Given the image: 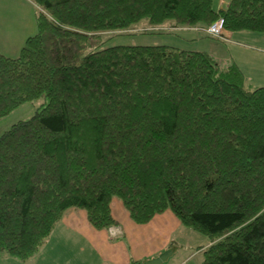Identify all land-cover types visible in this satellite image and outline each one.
<instances>
[{
    "label": "trees",
    "instance_id": "1",
    "mask_svg": "<svg viewBox=\"0 0 264 264\" xmlns=\"http://www.w3.org/2000/svg\"><path fill=\"white\" fill-rule=\"evenodd\" d=\"M214 1L36 0L37 33L0 51V118L45 98L0 133V252L30 258L71 207L116 225L117 197L208 237L201 264H264V86L206 51L93 42L142 21L264 31V0Z\"/></svg>",
    "mask_w": 264,
    "mask_h": 264
},
{
    "label": "rangeland",
    "instance_id": "2",
    "mask_svg": "<svg viewBox=\"0 0 264 264\" xmlns=\"http://www.w3.org/2000/svg\"><path fill=\"white\" fill-rule=\"evenodd\" d=\"M221 1L222 0H215L214 4L217 7H221ZM40 12L41 9L36 4V0H0V17L7 16L10 18L12 22L10 33L13 38V40H2V42H0V50H3L10 55H18L26 39L37 33V17ZM146 24L147 21H142L140 24L136 25L137 27L135 28H129L122 31L103 32L100 35L93 37V42L102 43L104 41L107 45L118 43L169 44L185 48H189L188 45L194 42L189 41L188 39L183 40L180 29L176 30L177 32L165 31L166 29L164 31L156 32L157 29ZM239 32L261 36L260 38L262 42L257 40L256 42H253L251 46L256 48V50H264V31L254 32L240 30ZM201 44V42L198 43L199 47ZM254 61L257 66L262 65L260 59L257 60L254 58ZM44 101L45 98L41 97L38 101L24 103L7 116L0 118V133L14 122L20 119L30 118L38 109L45 105L43 104ZM112 204L116 213H118L117 215H120L123 209L126 212L128 210L123 202L117 197L113 199ZM163 212L164 214L155 221V224L157 225H155V227L153 226V230L160 232L164 237L169 236L172 232L173 241L171 242V246L166 249L175 250L164 264H201L203 260L202 246L208 241V237L195 231L191 227L180 223V219L171 208H167ZM167 214H172L175 219L173 217L170 219L169 215L166 218ZM177 222L180 223V227L177 226ZM161 239V237L155 238V242L152 243V245H156L159 248L161 245L165 244L166 242H163ZM81 240L82 239L78 242L81 243ZM86 242L88 243V246L85 247V249H81V244L79 245V248L74 249V257H76V261H79L78 264H85L84 262H80L82 260L86 261L85 259L88 261L87 264H106L104 261L108 262V264H123L124 257L127 254L131 255L133 259H138L140 253L143 254L147 251L143 244L140 246L136 242L124 243L125 240L123 237H115L114 239L108 238L107 242L99 241L101 243L99 246L101 249L94 248L92 244L89 245V239H87ZM123 244H125V246H122ZM177 247H179V250H177ZM145 259H142L141 262Z\"/></svg>",
    "mask_w": 264,
    "mask_h": 264
},
{
    "label": "crops",
    "instance_id": "3",
    "mask_svg": "<svg viewBox=\"0 0 264 264\" xmlns=\"http://www.w3.org/2000/svg\"><path fill=\"white\" fill-rule=\"evenodd\" d=\"M224 1L226 2L224 6L221 4V7H216L224 8L230 0ZM11 27L12 22L10 18L7 16L0 17V42L6 39L13 40L10 33ZM205 27L180 28L183 40L188 39L189 41H194L188 45L189 48H183L206 51L214 58L220 60L232 59L243 71L247 87L264 86V50H256V48L251 46L257 40L262 42L261 36L234 31L229 34L230 40L224 41L209 35L204 30ZM199 42L202 43L200 47L198 45ZM0 51L5 52L3 50ZM5 54L8 56H17L10 55L6 52ZM254 58L257 60L260 59L262 65L257 66ZM112 211L118 223L109 228L98 229L89 222L85 209L68 208L64 212L61 220L55 225L47 241L35 254L26 260H21L15 256L0 252V264H78L79 261H76V257H74V249L79 248L80 244L81 249H85L88 246L87 239H89V245L92 244L97 249H101L99 247L101 244L99 241L107 242L108 238L114 239L115 237H123L125 240L124 243L136 242L140 246L141 244L145 246L147 251L143 254L140 253L138 259H133L131 255L127 254L124 257L123 264H131L133 260L141 261L145 258L155 257L171 246V242L173 241L172 232L169 236L164 237L160 232L153 230L155 225H157L155 221L164 212L156 214L147 223H137L132 219L128 210L126 212L123 209L122 213L117 215L118 213H116L112 204ZM168 215L170 219L172 217L174 218L172 214H167L166 218ZM180 223L177 222L178 227H180ZM159 237L166 243L158 248L156 245H152V243L155 242V238ZM80 239H82L81 243L78 242ZM209 242V240L206 241L204 245L209 244ZM122 246H125V244ZM177 250H179V247H177ZM85 260L80 262L87 264L88 261L87 259ZM104 262L108 264V262Z\"/></svg>",
    "mask_w": 264,
    "mask_h": 264
},
{
    "label": "built area",
    "instance_id": "4",
    "mask_svg": "<svg viewBox=\"0 0 264 264\" xmlns=\"http://www.w3.org/2000/svg\"><path fill=\"white\" fill-rule=\"evenodd\" d=\"M222 6L226 4L224 0L221 1ZM204 30L211 36L215 38H220L225 41L230 40L229 39V34L232 33L233 31L228 30L225 25H224V20L223 18H218L216 21L213 23L207 25Z\"/></svg>",
    "mask_w": 264,
    "mask_h": 264
},
{
    "label": "water",
    "instance_id": "5",
    "mask_svg": "<svg viewBox=\"0 0 264 264\" xmlns=\"http://www.w3.org/2000/svg\"><path fill=\"white\" fill-rule=\"evenodd\" d=\"M174 251L175 250L173 249H166L155 257L143 260L142 264H164L171 257Z\"/></svg>",
    "mask_w": 264,
    "mask_h": 264
}]
</instances>
